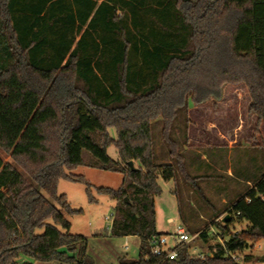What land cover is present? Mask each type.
<instances>
[{"label":"trees","instance_id":"1","mask_svg":"<svg viewBox=\"0 0 264 264\" xmlns=\"http://www.w3.org/2000/svg\"><path fill=\"white\" fill-rule=\"evenodd\" d=\"M225 84L246 88L258 131L264 0H0V151L11 158L0 155V264H97L60 211L72 212L60 179L85 184L95 202L92 185L71 173L84 165L124 176L118 189L96 188L118 203L111 235L140 238L139 258L116 264H242L238 254L264 239V172L209 224L218 242L203 258L185 244L175 260L150 246L165 235L156 230L160 178L180 175L204 196L173 137L179 114L221 99ZM156 120L168 162L155 160ZM196 233L207 240L209 227Z\"/></svg>","mask_w":264,"mask_h":264},{"label":"rangeland","instance_id":"2","mask_svg":"<svg viewBox=\"0 0 264 264\" xmlns=\"http://www.w3.org/2000/svg\"><path fill=\"white\" fill-rule=\"evenodd\" d=\"M249 99L246 88L240 84H225L222 97L219 100L210 98L201 104L189 102V109L179 114L173 130V137L180 142L181 152L186 165L202 190V194L178 175L176 179L164 181L159 179L161 193L155 196L156 230L170 235L182 217L187 219L192 239L185 245L189 254L197 256L209 253L210 246L218 240L209 226L215 217L225 211L248 186L237 185L230 179V173L235 176L258 175L252 169L253 160L263 161L264 164V123L258 131L257 118L248 111ZM161 120L152 125L155 142V160L159 163L170 160L168 150L161 137ZM110 134L115 137L113 128ZM108 154L116 161L119 160L116 148L110 146ZM5 162L11 158L0 151ZM203 155L208 158L203 160ZM86 162L93 159L88 151H84ZM210 164L212 167L209 168ZM134 166H138L134 162ZM248 166V167H247ZM248 168V169H247ZM255 170V171H254ZM246 171V172H245ZM81 175L92 185V196L95 202L89 200L86 185L79 182L60 179L58 193L65 194L72 212L60 209L64 217L71 223L70 233L83 235L88 238V256L97 264H116L119 257L127 256L138 259L140 239L137 237H114L110 230L113 214L117 211V201L109 195L98 193L97 187L118 189L124 176L121 173L90 167L79 166L71 172ZM239 175H238V174ZM243 174V175H242ZM202 177L203 179H198ZM224 200H227L225 204ZM172 218L174 223H169ZM217 220V219H216ZM222 220V217H221ZM209 227V238L204 240L196 231ZM246 228L244 225H233L234 229ZM42 232V231H40ZM170 242L172 237L170 236ZM245 255L252 256L251 262H244ZM264 256V239L249 249L238 254V260L243 264H264L255 258ZM35 264H60L59 262H35Z\"/></svg>","mask_w":264,"mask_h":264},{"label":"built area","instance_id":"3","mask_svg":"<svg viewBox=\"0 0 264 264\" xmlns=\"http://www.w3.org/2000/svg\"><path fill=\"white\" fill-rule=\"evenodd\" d=\"M114 219V214H113ZM113 221V220H112ZM169 223H174L172 218L169 219ZM170 236L172 241L170 242ZM192 239L191 234H189L183 223L176 226L174 233L170 235H162L160 237H154L150 240V246L152 253L156 256L165 255L169 260H175L178 256L176 247L180 244L189 243ZM200 258L204 256L202 254L197 255ZM233 257H235L233 255Z\"/></svg>","mask_w":264,"mask_h":264},{"label":"crops","instance_id":"4","mask_svg":"<svg viewBox=\"0 0 264 264\" xmlns=\"http://www.w3.org/2000/svg\"><path fill=\"white\" fill-rule=\"evenodd\" d=\"M203 157V160L204 159H207L206 160V162L208 161V158L205 156V155H203L202 156ZM207 163H209V162H207ZM209 166H207V167H209V168H211L212 166L210 165V164H208ZM253 165L254 166H252V169H255V170H257V176H256V178H254V179H252L250 176H241L240 175V177H238V176H235L234 174H233V172L231 171V172H229L230 173V179H231V181H233V183H235V184H237V185H240V184H246L247 186H248V188H250V187H252L253 186V184H254V182H255V180L258 178V176L260 175V174H262L263 172H264V164H263V161L261 162V161H259V160H257V161H254L253 160ZM248 167V166H247ZM248 169V168H247ZM254 170V171H255ZM246 172V171H245ZM238 174V173H237ZM239 175V174H238ZM243 175V174H242ZM246 190H244V191H240V195H242L244 192H245ZM239 195V196H240ZM238 198V197H237ZM232 200H235V199H232ZM224 202H225V204H227V200H224ZM224 213V212H223ZM224 215V214H223ZM222 215V216H223ZM221 216V217H222ZM182 221V220H181ZM183 222V221H182ZM187 222L189 223V221L187 220ZM213 228V227H212ZM131 237H137V236H126L125 238H131ZM137 238H139V237H137ZM140 239V238H139ZM139 248H140V244H139ZM252 260V259H251ZM251 260H249V261H246V260H244V262H247V263H249V262H251ZM243 264V263H242Z\"/></svg>","mask_w":264,"mask_h":264},{"label":"water","instance_id":"5","mask_svg":"<svg viewBox=\"0 0 264 264\" xmlns=\"http://www.w3.org/2000/svg\"><path fill=\"white\" fill-rule=\"evenodd\" d=\"M129 166L132 168V170H135V166H134V161H129L128 162ZM125 200H127V198H125ZM230 216L227 214L225 217L222 218V221L225 223L227 222V219L229 218ZM209 254V253H208ZM12 264V263H11Z\"/></svg>","mask_w":264,"mask_h":264}]
</instances>
